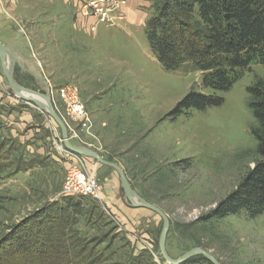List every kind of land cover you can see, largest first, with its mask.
<instances>
[{"label":"rangeland","instance_id":"1","mask_svg":"<svg viewBox=\"0 0 264 264\" xmlns=\"http://www.w3.org/2000/svg\"><path fill=\"white\" fill-rule=\"evenodd\" d=\"M2 2L0 9L12 7L6 9L8 14L1 10L0 33L15 40H1L17 57L15 80L41 92L48 87L77 88L86 115L81 121L69 116L60 96L50 95L71 143L116 162L135 193L166 213L170 220L167 254L177 258L200 247L221 264H264V214L249 217L241 212L207 222L201 219L253 167L257 141L248 87L256 78L264 79V64H251L228 91L217 93L223 97L222 104L172 114L190 91H213L203 85L202 71L190 63L167 70L154 57L144 35L155 13L149 1L139 0L133 15L126 14L124 7L122 20L94 30L74 0ZM15 49L25 55V61ZM0 75L2 96L1 88L9 89L2 67ZM10 93L14 104L0 102V140L5 141L0 240L21 220L63 197L68 170L76 166L101 188L95 196L82 198L92 215L82 214L75 226L81 230L77 234L87 238V250L93 249V264H126L142 252L152 258L150 264H168L158 246L162 219L141 207L128 215L130 210L125 208L132 206L116 171L93 157L67 150L50 116ZM9 119L17 124H9ZM48 121L56 131L46 127ZM26 133H33L32 140L20 139ZM40 141L43 147L36 146ZM31 143L36 145L28 148ZM39 147L43 155L34 156ZM112 179L120 198L115 212L105 207ZM189 264L206 263L196 259Z\"/></svg>","mask_w":264,"mask_h":264},{"label":"trees","instance_id":"2","mask_svg":"<svg viewBox=\"0 0 264 264\" xmlns=\"http://www.w3.org/2000/svg\"><path fill=\"white\" fill-rule=\"evenodd\" d=\"M147 1L155 13L146 23L144 35L154 57L167 70L190 63L202 71L203 85L213 91H190L172 114L222 104L223 97L217 93L228 91L251 64H264V0ZM248 94L255 118L252 134L257 141L254 164L201 218L206 222L241 212L249 217L264 214V79L256 78ZM4 146L2 138L0 175L5 167L1 159ZM83 197L89 196H63L13 226L0 240V264H93V249L87 250V238L75 228L82 214L92 215ZM150 258L142 252L126 264H150ZM196 259L209 264L202 256L183 264Z\"/></svg>","mask_w":264,"mask_h":264},{"label":"water","instance_id":"3","mask_svg":"<svg viewBox=\"0 0 264 264\" xmlns=\"http://www.w3.org/2000/svg\"><path fill=\"white\" fill-rule=\"evenodd\" d=\"M16 62L17 57L5 45L0 43V63L10 91L17 98L26 102L34 103L38 108L50 116V118L59 127L61 131V140L67 150L73 152L74 154L93 157L98 163L114 169L119 177V182L123 189L125 199L132 207L146 208L156 213L162 219L163 225L159 234L158 246L163 259L166 260L168 264H182L194 256H202L209 264H221L213 254L200 247L191 248L177 258L170 257L165 249L166 236L170 226V220L166 213L159 207L145 201L135 193L125 172L116 162L104 159L93 149L71 143L68 128L58 112L54 109L48 89L46 88L47 91L41 92L18 83L13 74ZM45 87H47L46 84Z\"/></svg>","mask_w":264,"mask_h":264},{"label":"built area","instance_id":"4","mask_svg":"<svg viewBox=\"0 0 264 264\" xmlns=\"http://www.w3.org/2000/svg\"><path fill=\"white\" fill-rule=\"evenodd\" d=\"M74 2L79 6L82 15L91 19L92 22L88 27L90 26L92 30L98 25L122 20L124 18L123 8L128 6V0H74ZM48 92L51 97L52 95L60 96L71 118L80 121L85 119L83 103L76 87L63 86L55 90L53 87H48ZM97 191L100 192L101 188L95 179L89 177L79 167H70L62 192L63 196H95Z\"/></svg>","mask_w":264,"mask_h":264},{"label":"crops","instance_id":"5","mask_svg":"<svg viewBox=\"0 0 264 264\" xmlns=\"http://www.w3.org/2000/svg\"><path fill=\"white\" fill-rule=\"evenodd\" d=\"M138 1L139 0H130L129 1V4H128V6H126V8L124 9V11H125V13L127 14H130V15H133L134 13H135V10H134V8H135V6L137 5V3H138ZM0 3L1 4H3V2H2V0H0ZM12 3V2H11ZM10 3V4H11ZM7 7V6H6ZM11 7V6H10ZM10 7H7L6 9H10ZM3 10V8L2 9H0V16H4V14H3V12H1V10H3V11H5V14H8V13H6V11L7 10ZM11 9H12V7H11ZM13 9H15L14 7H13ZM127 17L129 18V16L127 15ZM0 22H4V19H2V17H0ZM20 34L18 33L16 36H19ZM1 40H5L6 42L7 41H10L11 43H14L15 42V40H13L11 37H8L4 32L3 33H0V43H6L5 41L4 42H2ZM12 47V46H11ZM15 51H17V52H19L20 53V51L19 50H16L15 49ZM20 56H21V60L22 61H25L26 60V58H24L25 57V55L23 54H19ZM0 67H1V65H0ZM2 80H4L3 79V77L0 75V85H2L3 83L2 82H4V81H2ZM4 86V85H3ZM2 90H3V93H2V96H0V102L1 103H13L14 104V102L13 101H15V98L13 97V95H11V93H10V91H9V89H7V88H1ZM17 98V97H16ZM10 120V119H9ZM29 122V121H28ZM49 122V121H48ZM9 124H14V125H16L15 124V121H13V120H10V122H9ZM46 124V127H49L50 129H52L53 131H56V129H55V126H54V123H51V122H49V123H45ZM25 126V125H24ZM57 135H58V133H55V134H53V137L52 138H56L57 137ZM59 137V136H58ZM32 138H33V133H26L24 136H20V139L22 140V141H25V140H32ZM34 140V139H33ZM44 143V142H43ZM43 143H41V141L36 145L35 143L33 144V143H31V145H28V148H30V146H32V145H36V146H40V147H43ZM40 144V145H39ZM39 147V149L37 150V148H36V150L38 151L37 153H39V154H34V156H42L43 155V150H41V148ZM34 152V151H33ZM67 152V151H66ZM41 153V154H40ZM45 154H47V155H49V153H45ZM45 157H47L46 155H44ZM23 158H24V155H23ZM107 190H108V194L105 196V198H106V200H107V203L105 204V207L106 208H109L110 209V211L111 212H115V211H117V208H118V206H120V198H119V194H118V189H117V183L115 182V180H113L112 179V182H111V186H108L107 187ZM112 192V193H111ZM133 208L134 207H132V209H130V208H128V207H126L125 208V212L127 211V210H130V211H127V214L129 215L130 214V212H131V210H133ZM142 243V242H141ZM143 243H145V242H143ZM139 247V246H138Z\"/></svg>","mask_w":264,"mask_h":264},{"label":"bare ground","instance_id":"6","mask_svg":"<svg viewBox=\"0 0 264 264\" xmlns=\"http://www.w3.org/2000/svg\"><path fill=\"white\" fill-rule=\"evenodd\" d=\"M135 199V198H134Z\"/></svg>","mask_w":264,"mask_h":264}]
</instances>
